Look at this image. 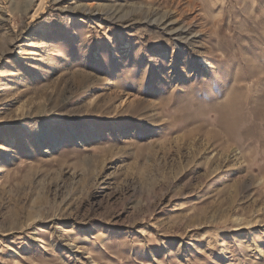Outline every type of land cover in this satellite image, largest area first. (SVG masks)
<instances>
[{
    "label": "rangeland",
    "instance_id": "obj_1",
    "mask_svg": "<svg viewBox=\"0 0 264 264\" xmlns=\"http://www.w3.org/2000/svg\"><path fill=\"white\" fill-rule=\"evenodd\" d=\"M0 264H264V0H0Z\"/></svg>",
    "mask_w": 264,
    "mask_h": 264
},
{
    "label": "bare ground",
    "instance_id": "obj_2",
    "mask_svg": "<svg viewBox=\"0 0 264 264\" xmlns=\"http://www.w3.org/2000/svg\"><path fill=\"white\" fill-rule=\"evenodd\" d=\"M236 77V75L235 74H232V78L234 79Z\"/></svg>",
    "mask_w": 264,
    "mask_h": 264
}]
</instances>
